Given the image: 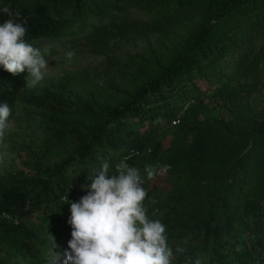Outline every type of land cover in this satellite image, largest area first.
Returning a JSON list of instances; mask_svg holds the SVG:
<instances>
[{
	"label": "trees",
	"instance_id": "1",
	"mask_svg": "<svg viewBox=\"0 0 264 264\" xmlns=\"http://www.w3.org/2000/svg\"><path fill=\"white\" fill-rule=\"evenodd\" d=\"M61 2L0 0V7L20 13L34 47L77 36L88 19L103 21L127 5L148 19L107 22L92 35L133 40L188 28L163 51L128 57L120 79L108 85L87 86L81 72H66L17 94L18 74L0 67V102L37 108L44 131L27 151L13 145L11 168L0 175V250L46 264L48 240L36 222L47 224L66 249V197L87 194L102 161L113 174L131 157L144 188L151 180L146 167L171 166L158 175L165 183L158 208L144 204L149 218L166 226L171 264H264V108L242 100L264 68V0H65L70 13L55 14ZM8 18L0 14V22ZM175 121L178 130H168ZM0 264L9 263L0 257Z\"/></svg>",
	"mask_w": 264,
	"mask_h": 264
},
{
	"label": "clouds",
	"instance_id": "2",
	"mask_svg": "<svg viewBox=\"0 0 264 264\" xmlns=\"http://www.w3.org/2000/svg\"><path fill=\"white\" fill-rule=\"evenodd\" d=\"M0 14L9 17L0 22V67L13 75L26 71V87L34 88L44 79L52 54L27 42L28 30L23 22H18L19 12L4 6L0 7ZM63 55L69 63L76 59L71 45L63 50ZM11 116L8 103L0 102V143L12 126ZM130 158L121 159L113 174L109 163L102 161L90 176L85 187L87 194L78 201L66 197L71 238L64 250L63 264H171L174 251L167 242L166 226L147 215L145 177L138 167L128 164ZM170 167L150 166L144 172L147 179H153L166 174ZM175 252L182 253L184 249L177 248Z\"/></svg>",
	"mask_w": 264,
	"mask_h": 264
},
{
	"label": "rangeland",
	"instance_id": "3",
	"mask_svg": "<svg viewBox=\"0 0 264 264\" xmlns=\"http://www.w3.org/2000/svg\"><path fill=\"white\" fill-rule=\"evenodd\" d=\"M53 8L55 14L57 12L61 15H68L70 13V8L67 6L65 0H62L61 3ZM124 18L146 20L148 16L139 7L127 5L111 10L108 12L107 19L103 21H98L95 17L88 19L87 29L77 36L36 41L35 46L42 51L45 49L50 50L53 58V60H49V68L43 80L60 78L66 72H81L87 86L93 84L108 85L111 81L114 83L115 79H120V67L128 57L142 55L147 51H163L170 47L188 28V26H183L176 29L170 35L155 33L133 40L119 36L106 38L99 34L92 35V28L106 26L107 22L117 24V22L119 23ZM261 43L260 38L254 42L252 46H255V48L251 56L256 53ZM69 45H71L72 50L76 53V59L71 63L67 62L63 55V50ZM230 60L231 58H227L225 62H229ZM224 65L226 64L224 63ZM260 74L257 88L242 94L244 103L251 104L253 110L264 108V68H262ZM27 75L26 71L18 74L19 86L17 94L23 90L31 89L26 87ZM241 80L245 79L242 78ZM199 85L202 90H207L205 83L201 82ZM10 119L12 126L4 141L0 143V157H3V159H0V175L7 173L11 168L14 159L12 153L13 145L20 146L24 151L26 146L44 137V131L41 126L42 113L37 108L16 101L12 108ZM172 127L178 130V122L172 124L168 130L172 131ZM158 166L160 167V164ZM161 180L162 177L156 176L148 184H145L147 197L144 204H146L147 209H150L149 211L158 208L156 204L163 195L165 184ZM36 224L42 228L44 236L48 240L43 252L46 264H63L66 258L64 255L65 241L49 230L47 224L40 221L36 222ZM53 241H55V247H53ZM53 253H59V255L55 256ZM0 257L6 259L9 264H30L23 261L15 252L6 248L0 250Z\"/></svg>",
	"mask_w": 264,
	"mask_h": 264
},
{
	"label": "built area",
	"instance_id": "4",
	"mask_svg": "<svg viewBox=\"0 0 264 264\" xmlns=\"http://www.w3.org/2000/svg\"><path fill=\"white\" fill-rule=\"evenodd\" d=\"M177 121L173 122V124H175Z\"/></svg>",
	"mask_w": 264,
	"mask_h": 264
}]
</instances>
